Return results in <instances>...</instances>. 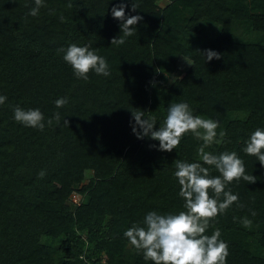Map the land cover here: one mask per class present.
<instances>
[{"label":"trees","instance_id":"16d2710c","mask_svg":"<svg viewBox=\"0 0 264 264\" xmlns=\"http://www.w3.org/2000/svg\"><path fill=\"white\" fill-rule=\"evenodd\" d=\"M156 1L44 0L37 17H26L34 0H0V95L7 97L0 105V264H100L104 256L110 264H152L124 232L143 226L150 211H185L175 161L199 162L203 142L188 133L177 149L159 151L158 141L133 134L131 113L154 116L157 130L169 104L181 102L194 115L218 121L217 133H227L226 143L205 151L236 152L246 174L256 177L254 184L241 179L226 186L243 207L234 203L206 234L220 230L226 264H264V230L258 229L264 224V167L244 152L250 135L264 129V0H169L148 21L144 13ZM121 2L126 17L143 19L117 46L110 41L122 35L123 22L111 9ZM203 19L216 24L212 35L199 26ZM71 44L104 57L110 75L77 79L58 51ZM184 48L194 56L180 72ZM204 50L221 59L206 63ZM172 74L182 75L173 89L167 85ZM62 97L68 103L56 108ZM16 106L38 108L44 130L16 122ZM56 112L60 123L48 126ZM74 192L80 202L71 209L66 201ZM243 217L252 220L251 229Z\"/></svg>","mask_w":264,"mask_h":264},{"label":"clouds","instance_id":"9594fccd","mask_svg":"<svg viewBox=\"0 0 264 264\" xmlns=\"http://www.w3.org/2000/svg\"><path fill=\"white\" fill-rule=\"evenodd\" d=\"M42 7H46L44 0H34V7L30 8L26 17H37ZM67 7L72 8L73 4L69 2ZM125 7L126 4L121 2L111 9L113 18L123 22L120 26L122 35L113 38L110 41L111 45L125 44L126 38L134 35L137 23L143 19L140 15L126 17ZM131 10L136 11V5L133 3ZM58 51L65 53L63 59L71 66L77 79L87 81L90 72L105 77L110 75L105 58L90 50L88 46L71 44L66 50ZM200 53L206 63L221 59V55L212 50ZM6 100V96L0 95V105ZM67 103L68 98L62 97L55 101V106L62 108ZM13 112L16 122L25 127L44 130L45 117L38 108L24 110L16 106ZM131 114L135 121L132 132L136 138L148 137L158 141L159 151L171 152L177 149L181 139L188 133L203 143L197 150L199 162L175 161L174 176L180 186L179 196L184 200L185 211L167 215L150 211L144 217L143 226L133 224L124 232V236L131 246L142 252L144 259L151 261L152 264H226L229 256L228 244L220 239V230L215 229L210 236L206 232L211 222L215 221L218 215L224 214L234 203L243 207L239 204L238 195L233 194L230 189L226 190V186L241 179L247 184H254L256 177L246 174L244 161L236 152L225 151L216 155L205 151L213 144L226 143L224 137L227 133L224 130L217 133L219 122L194 115L187 103H170L166 119L157 130H153L156 125L154 116L145 118V112L139 109ZM61 119L59 112H56L46 123L52 126L54 122L59 124ZM63 122L68 126L69 122L66 119L63 118ZM244 152L249 156H255L264 167V129L258 128L250 135ZM205 165L214 167L220 175L211 176L209 167ZM45 175L43 170L39 173L40 178ZM210 190L214 196L209 195ZM256 215L255 211L251 212V216ZM240 222L245 228H252V220L247 217L241 218Z\"/></svg>","mask_w":264,"mask_h":264},{"label":"rangeland","instance_id":"374dc122","mask_svg":"<svg viewBox=\"0 0 264 264\" xmlns=\"http://www.w3.org/2000/svg\"><path fill=\"white\" fill-rule=\"evenodd\" d=\"M168 3H169V0H157L155 5L149 6L146 9L144 13L145 19H147L148 21H153L156 18L157 13H159V11L163 7H165ZM199 26L203 29V31L207 35H212L216 28V24L213 21H210L207 19L201 20ZM193 56L194 54L191 50L186 49V48L183 49L181 56H180V60L178 62L179 63L178 70H180V72H184L187 70V68L189 67L187 63L191 64L193 60ZM181 76L182 75H178V74L170 75V77L168 78V82H167V85L169 86V88L173 89L176 86ZM146 149L147 147L141 146V149L139 152H145ZM54 188L56 189L57 185H54ZM78 202H80V196L75 192L72 193L71 197L66 201V203L71 206V209H74L76 205L78 204ZM258 229L260 231H263L264 224L260 225ZM87 253L88 251L85 250L82 255V258H85L87 256ZM110 262H111V257L104 256L100 264H108V263L110 264Z\"/></svg>","mask_w":264,"mask_h":264},{"label":"built area","instance_id":"2783aa9c","mask_svg":"<svg viewBox=\"0 0 264 264\" xmlns=\"http://www.w3.org/2000/svg\"><path fill=\"white\" fill-rule=\"evenodd\" d=\"M75 195V194H74ZM74 195H73V197H74Z\"/></svg>","mask_w":264,"mask_h":264}]
</instances>
